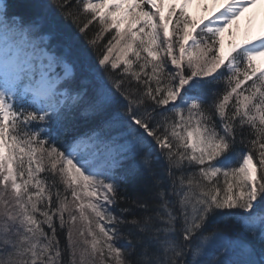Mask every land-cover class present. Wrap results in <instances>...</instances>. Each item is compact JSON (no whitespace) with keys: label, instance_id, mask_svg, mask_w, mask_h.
I'll return each instance as SVG.
<instances>
[{"label":"snow or ice","instance_id":"snow-or-ice-1","mask_svg":"<svg viewBox=\"0 0 264 264\" xmlns=\"http://www.w3.org/2000/svg\"><path fill=\"white\" fill-rule=\"evenodd\" d=\"M250 8L0 0V264H264Z\"/></svg>","mask_w":264,"mask_h":264},{"label":"bare ground","instance_id":"bare-ground-1","mask_svg":"<svg viewBox=\"0 0 264 264\" xmlns=\"http://www.w3.org/2000/svg\"><path fill=\"white\" fill-rule=\"evenodd\" d=\"M258 14L260 19L257 20L255 15L248 9L245 11L237 21L234 22L233 29L237 34V38L242 39L246 33L250 35H254L255 33L262 31L264 28V12H260ZM253 16L251 23H249V17ZM227 39V38H226Z\"/></svg>","mask_w":264,"mask_h":264},{"label":"rangeland","instance_id":"rangeland-1","mask_svg":"<svg viewBox=\"0 0 264 264\" xmlns=\"http://www.w3.org/2000/svg\"><path fill=\"white\" fill-rule=\"evenodd\" d=\"M226 38H227V35H226ZM225 47H227V46L225 45Z\"/></svg>","mask_w":264,"mask_h":264}]
</instances>
